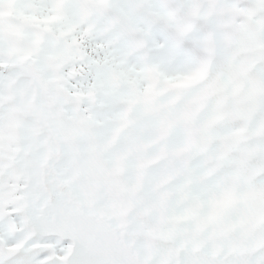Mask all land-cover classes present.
I'll return each mask as SVG.
<instances>
[{
	"label": "snow or ice",
	"instance_id": "obj_1",
	"mask_svg": "<svg viewBox=\"0 0 264 264\" xmlns=\"http://www.w3.org/2000/svg\"><path fill=\"white\" fill-rule=\"evenodd\" d=\"M0 264H264V0H0Z\"/></svg>",
	"mask_w": 264,
	"mask_h": 264
}]
</instances>
